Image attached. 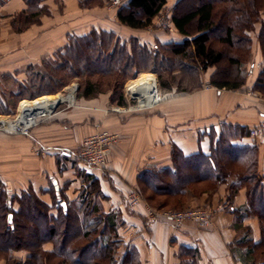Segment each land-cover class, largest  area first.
Returning <instances> with one entry per match:
<instances>
[{
  "label": "crops",
  "instance_id": "crops-1",
  "mask_svg": "<svg viewBox=\"0 0 264 264\" xmlns=\"http://www.w3.org/2000/svg\"><path fill=\"white\" fill-rule=\"evenodd\" d=\"M58 3L63 5L62 10ZM43 7L49 12L40 10ZM94 9L81 7L80 0H43L34 7L26 0H0V115L11 114L15 109L16 96L28 79L29 67L64 48L72 35H84L93 29L120 35L114 27L119 23L118 10L109 11L107 16L113 17V22L109 23L94 18ZM31 10L37 11L34 15L37 19L27 20ZM171 29L177 30L175 26ZM129 37L124 34L121 38ZM160 40L177 41L176 37ZM254 51L250 63L255 64L253 77L236 89L206 85L210 83L211 71L203 88L191 93L173 90L149 110L106 114L93 109L91 106L97 103L90 102L68 116L60 114L51 122L42 121L28 134L0 131V181L7 202L13 196L34 192L57 213L59 200L67 206L78 199L85 185L83 173L89 172L99 178L105 195L101 199L102 209L119 212L123 218L119 233L124 244L138 250L141 264H189L184 248L196 250V264H243L233 252V241L239 236L235 227L239 213L224 206L215 213L211 226L200 227L186 221L174 228L165 221H149L145 201L131 205L127 196L135 189L141 193L138 177L146 169L173 167L175 147L184 156L209 154L223 124L242 126L250 131L264 122V91L256 86L264 68V56L259 44ZM92 115H101L103 127L120 134L119 141L112 147L107 170L87 166L76 154L82 139L94 130L95 122L100 121L92 120ZM212 130L216 132L214 138L210 134ZM232 141L240 147L258 146V169L264 174V135L253 137L247 132L233 136ZM244 157L246 155L240 158ZM232 180L234 176L228 183L221 182L215 191L191 196L187 202L192 205L223 202L229 196ZM246 202L247 188L241 186L232 204L239 208ZM13 207L17 210L19 203L15 201ZM242 223L251 228L254 241L259 242L258 217L245 215ZM44 247L51 250L53 245Z\"/></svg>",
  "mask_w": 264,
  "mask_h": 264
},
{
  "label": "trees",
  "instance_id": "trees-1",
  "mask_svg": "<svg viewBox=\"0 0 264 264\" xmlns=\"http://www.w3.org/2000/svg\"><path fill=\"white\" fill-rule=\"evenodd\" d=\"M29 5L36 6L42 0H26ZM168 0H128L119 9L117 15L120 22L132 28H145L152 24L153 19L161 12ZM185 0L174 3L171 21L184 38L179 42H156L151 48L147 43H141L138 37H132L133 51L127 49V44L113 31L93 29L84 35H72L69 43L59 49L57 55L66 50L64 61L57 65L58 70L67 69L70 73L77 71L78 64L83 72L89 71V77L84 81L81 95L93 98L102 90L98 89L99 80H92L91 70L96 66L97 72L115 75L126 71L131 65L136 70L141 69V64L135 60L138 57L145 63L149 61L150 69L157 71L152 61L159 58L164 62L179 61L180 58H189L198 63L202 69L218 66L224 59V50L216 47L212 41L210 31L213 29L224 30L218 40L228 45H237L239 35L234 32L240 28H251L247 19L255 16L260 11V5L252 0L251 9L240 11L241 15L232 17L233 10L219 14V2L238 3V0H193V4L182 9ZM239 9V8H238ZM28 19H32L35 12H31ZM250 15V16H249ZM249 16V17H248ZM227 17V20H226ZM247 22V23H246ZM261 30L258 34L259 45L264 56V20H261ZM114 41V45H113ZM245 49L250 52L252 38L243 36ZM118 42V46L115 43ZM104 45L107 48L103 49ZM118 46V47H117ZM238 47V46H237ZM168 48V49H167ZM166 49L169 51L166 53ZM134 53V54H133ZM226 53V52H225ZM56 54V53H55ZM117 54L122 57L116 58ZM244 53L240 52L227 56L230 64L236 65L233 78L217 77L218 71L210 78V84L218 88L236 89L244 83L246 64ZM142 56V57H140ZM46 59V58H45ZM181 61V60H180ZM147 64V63H146ZM56 69V70H57ZM59 73V72H58ZM119 74H116L117 76ZM40 79L55 75H45L43 72H33V77ZM32 76V75H31ZM57 79V77L55 76ZM162 79V75H160ZM60 87L66 84L60 78ZM29 82V81H28ZM161 88L164 94L170 93L175 86L172 82L162 80ZM256 86L264 91V68L258 76ZM28 85H21V91L16 100L25 98ZM113 91L117 86L111 84ZM178 89V87H177ZM48 91V90H47ZM43 90L42 94H47ZM183 92L193 90L182 89ZM165 96V95H164ZM16 101V102H17ZM117 103L125 104L124 92H119ZM249 131L245 127L223 124L220 127L218 138L212 142L209 154L198 153L184 156L175 147L173 150V167L163 170L146 169L138 177V186L145 198L158 208H183L191 196L203 192H213L221 182H230L229 196L225 206L239 213L235 227L239 236L233 241V252H238L243 264H264V174L258 169V146L246 145L243 147L233 144V136L245 134ZM214 138L216 132L211 131ZM234 154V155H233ZM244 159L240 158L245 156ZM242 161V164L240 163ZM236 165V166H234ZM83 185L78 199L62 206V200L57 202V213L51 211L52 207L41 200L34 192H27L20 196H13L7 202L4 187L0 186V250L10 252L25 250L26 259L18 264H141L140 254L135 247L124 244V239L119 233L123 218L119 212H105L101 207V199L105 198L100 186L99 178L89 172L83 173ZM241 186L247 188V202L234 208L232 199ZM17 201L19 208L16 210L13 203ZM11 218L9 226L8 217ZM245 215H256L260 221L261 240L255 242L252 230L244 226L242 218ZM243 231V232H242ZM47 242L53 243L51 250L45 249ZM186 262L197 263L195 249L184 248Z\"/></svg>",
  "mask_w": 264,
  "mask_h": 264
},
{
  "label": "rangeland",
  "instance_id": "rangeland-1",
  "mask_svg": "<svg viewBox=\"0 0 264 264\" xmlns=\"http://www.w3.org/2000/svg\"><path fill=\"white\" fill-rule=\"evenodd\" d=\"M43 1V0H42ZM126 0H120L119 3H114L113 0H80V5L83 8H96L94 9L93 12V16L94 18L98 19V20H105L106 22L112 23V16H107L109 13V11L111 13H113V11H119L120 8H122L125 4ZM177 0H168L166 5L162 8L161 12L153 19V22L151 25L145 27V28H133V29H127L124 26H121L119 23H116V25L114 26L116 28V30L118 31V33L120 34L118 37L122 40L123 35L126 34L128 36H130L128 39H125V43L127 44V49L129 51H133L134 48V43L132 41V37H138L140 42L142 43V41L144 43L149 44V46L151 48L154 47V44L156 42H159L160 44V38H173L176 37L177 42L181 41L184 36L182 34L179 33L178 30H172L171 26L174 27V24L171 21V15L173 12V7H174V3ZM193 0H185L183 1V6L182 9L184 7H187L186 5H191L193 4L192 2ZM215 2H219V0H215ZM256 3H258L260 5V11L256 12L255 16L253 15V17H249L250 19L248 20L247 24H250V26H252L251 28H240L238 30H236L234 32V36H238L240 40H237V45L236 43L229 47L228 45H225L223 43H221L218 38H220L223 33L224 30H220V29H213L210 31V35L212 37V41L214 43V45L216 47H219L221 49H225L224 50V59L223 61L220 63V65L218 66H210L207 69H202L201 67H199L198 63L189 59V58H180L179 61H173L176 58H174L172 56V61L171 62H164V60H160L159 58L153 60L152 62L155 63V67H157V71L150 69V65H149V61H147L145 63L141 62L143 61V59L140 61L138 60L139 58L136 57V61L138 64H141L139 66H141L140 70H136L135 68L131 65L126 71H122V73L119 74V71H117V73H115V75L111 76L108 75L106 73H102V72H97L96 70V66H93L91 70H94L95 73L90 75V78H92V80H99L98 84V89L102 90L99 94H97L95 97L93 98H85L81 95L82 89L84 87V81L86 80V78L89 77V71L88 72H83V69L79 67L78 64H75L77 71L81 72L78 74L75 73H70V71H68L67 69L63 70H58V66L59 64H61L65 57L64 55L66 54V50L63 49L62 53H59L57 55L56 51L53 56L49 57V58H44L42 59L40 62L31 65L29 67V73H28V79L27 81H25V83L28 85V87L26 88V95L25 98H22L20 100H16V105H15V109L13 110V112H11V114H1V116H9L10 118L15 117L20 110V103L22 100L24 99H29V100H33L36 99L40 96H47V95H56L58 93L60 94H64L67 95L68 91L74 87L75 90V98L73 100L70 101H63L61 103H59L53 110V113L49 114V115H45L42 116V121L45 120L44 123H48L51 122V120H56L55 118L60 115V114H65L66 116H68L70 113H72L73 110L77 109V108H81V107H85V104L88 103H97L96 105H92L91 107L93 109L98 110V112H105L107 113H114V114H133V113H137L139 111H145V110H149L150 108H146V109H139V110H127V111H116L114 110V108L116 107H129V106H136V99H131L128 97V95H126L127 93V86H129L131 83L133 84L134 82L137 81V79L139 77L142 76V74H147V73H151L150 75H154L153 77L155 78L156 83H157V88L158 91L161 94V98L163 99L167 94L163 93V90L161 88V82L162 80H166V81H170L172 82V84H174L175 88L174 91H176L175 93H180L183 92L182 89H188V90H193V91H189V93L197 91L201 88H203V86L205 85V78L207 77V74H209V72L212 71V74L210 76V78L212 77V75L215 72H219L217 73V77H228V78H233L235 72H236V65H232L228 62L227 60V56L233 55V54H237V53H244L243 56L244 58H246V64L243 65V68L245 70L244 73V83L251 79L253 77V73L248 76L247 71L248 68L250 66L251 61L254 58V48L259 44V40H258V34L260 33L261 30V20H264V0H256ZM59 4V3H58ZM251 4H252V0H238V3L235 4H231V3H227V2H219L217 5V10L219 12V14L221 13H228L231 9L233 10V14L232 17L235 18V16L237 15H241L240 11H246L248 9V11H250L251 9ZM31 7H34L33 5H30ZM59 9L62 10V6L61 4L58 5ZM97 7H102L101 8H97ZM239 8V9H238ZM42 10L44 13H48L49 10L46 7H43ZM117 11V12H118ZM31 12H37L34 10H31ZM113 15V14H112ZM113 18V17H112ZM33 19H37L35 17H32L31 20ZM227 20V17H226ZM122 24V23H121ZM114 25V24H113ZM117 34V33H115ZM123 34V35H121ZM159 38H158V37ZM161 36V37H160ZM243 36H251L252 38V42H251V48H250V52L249 50L247 51L245 49V42L243 41ZM143 38V39H142ZM149 38V39H146ZM174 41V40H173ZM162 42V41H161ZM118 45V42L115 43ZM113 45H114V41H113ZM118 46H121L118 45ZM117 46V47H118ZM238 46V47H237ZM103 49L107 48V45H104V47H102ZM168 49V48H167ZM166 49V53L169 52ZM226 52V53H225ZM134 54V53H133ZM121 55L117 54L114 58H112L113 60L116 58V62L117 60L121 59ZM142 57V56H140ZM181 60V61H180ZM57 69V70H56ZM43 72L45 75H55L57 77V79L55 78V76L51 77H45L41 78L37 75L36 77H33V72ZM215 71V72H214ZM59 72V73H58ZM116 74H119L118 76ZM32 75V76H31ZM141 75V76H140ZM160 75H162V79L160 78ZM64 78L63 80L66 81V84L63 87H60L62 80L60 78ZM29 81V82H28ZM111 84H115L117 86L116 90L113 91ZM131 84V85H132ZM210 83L206 82V85H209ZM211 85V84H210ZM178 87V89H177ZM69 89V90H68ZM259 89V88H258ZM43 90L47 91V94H42ZM123 91L124 92V97H125V104H119L117 103L118 100V95L119 92ZM165 95V96H164ZM104 103V105H102V103ZM90 103V104H91ZM104 107V108H103ZM104 109V110H103ZM95 110V111H96ZM93 118L92 120H100V121H96L95 122V128L92 132H94L96 130V128L98 127V125H100L101 127H103L102 125V117L101 115H92ZM41 121V122H42ZM40 122V123H41ZM43 123V124H44ZM104 128V127H103ZM91 132V133H92ZM18 134V133H16ZM1 181H0V186H1ZM217 189V188H216ZM141 196L143 198V200L145 201L146 204H148L149 206L157 209V210H185L188 208H197V207H208L209 209L213 210L215 213L217 212V208L219 204H222L223 206H225V201L223 202H219L215 205L213 204H202V205H192L189 204L187 202L186 206L183 208H158L155 207L154 205L151 204V202H149L144 194L141 193ZM187 221H191L194 222L192 220H187ZM196 225H198L196 222H194ZM260 224V221H259ZM199 226V225H198ZM201 227V226H200ZM243 232V231H242ZM46 244H52V242H47ZM27 253L25 250H16V251H10V252H3V250H0V264H18V262L20 261L21 263H23V261L26 259L27 257ZM237 257H239L238 252L235 254ZM260 259H264L263 255H260L259 257Z\"/></svg>",
  "mask_w": 264,
  "mask_h": 264
},
{
  "label": "built area",
  "instance_id": "built-area-1",
  "mask_svg": "<svg viewBox=\"0 0 264 264\" xmlns=\"http://www.w3.org/2000/svg\"><path fill=\"white\" fill-rule=\"evenodd\" d=\"M113 1L115 4L120 2V0ZM258 66L259 64H256V67ZM254 67L255 64L249 66L247 71L248 76L253 73ZM150 81L154 82V87L149 93L150 95L147 102H143L144 104H141V102L146 98H143L140 93H133L132 89L130 88L132 84L131 83L129 86H127L126 95H128V97L131 99H136V106H119L114 108V110L127 111L154 107L158 102L161 101L162 98L160 92L158 91L155 78ZM20 112L21 111L19 110V113L13 118L4 115L1 116L0 131L6 133L28 134L34 127L40 124L42 121V116L46 115L41 114L33 118L26 119L25 117L23 120H18ZM249 133L253 137L259 136L261 134L264 135V122L254 128H251ZM119 139L120 134L118 132L108 130L107 128H103L98 125L94 132L88 134L82 139L76 150V154L78 158L87 166L99 170H107L112 147L119 141ZM127 199L131 205H137L143 200L141 193L136 189L132 190L128 194ZM221 208H224V206L219 204L217 210ZM214 216L215 212L208 207L188 208L185 210H157L147 204V218L149 221H165L170 223L174 228L181 227L187 220H192L201 227H208L213 224ZM8 224L10 226L12 223L9 221Z\"/></svg>",
  "mask_w": 264,
  "mask_h": 264
},
{
  "label": "bare ground",
  "instance_id": "bare-ground-1",
  "mask_svg": "<svg viewBox=\"0 0 264 264\" xmlns=\"http://www.w3.org/2000/svg\"><path fill=\"white\" fill-rule=\"evenodd\" d=\"M151 73L142 74L141 77L137 79L136 82H134L130 88L132 89L133 93L139 94L146 98L141 102V104H144L143 102H147L149 98V93L151 89L154 87V82L150 81L154 79V75H150ZM157 81V80H156ZM69 90V89H68ZM75 97V90L74 87H72L67 95H62L60 93L56 95H47V96H40L33 100H27L24 99L20 103V115L18 120H23L25 117L27 118H33L35 116H39L41 114L49 115L53 112L54 108L63 101H70L73 100ZM141 97V98H142ZM56 102L58 104L56 105Z\"/></svg>",
  "mask_w": 264,
  "mask_h": 264
},
{
  "label": "water",
  "instance_id": "water-1",
  "mask_svg": "<svg viewBox=\"0 0 264 264\" xmlns=\"http://www.w3.org/2000/svg\"><path fill=\"white\" fill-rule=\"evenodd\" d=\"M58 104V102H56V105ZM63 207L66 209L67 208V206H66V203L65 202H63ZM11 218H12V216L11 215H9V217H8V220L9 221H11Z\"/></svg>",
  "mask_w": 264,
  "mask_h": 264
}]
</instances>
